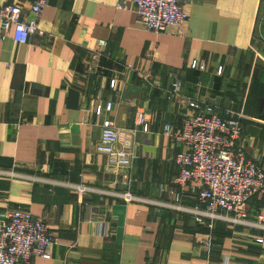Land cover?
I'll return each instance as SVG.
<instances>
[{
  "label": "crops",
  "instance_id": "1",
  "mask_svg": "<svg viewBox=\"0 0 264 264\" xmlns=\"http://www.w3.org/2000/svg\"><path fill=\"white\" fill-rule=\"evenodd\" d=\"M30 1L0 5L20 4L31 19ZM182 8L185 23L155 33L139 23L131 0H46L37 17L43 35L20 44L8 30L0 40V171L16 175L0 176V219L20 209L55 240L47 260L30 264H219L224 257L264 264V199L251 196L241 207L248 224L261 216L262 228L220 221L208 228L184 211L200 207L172 183L182 147L161 133L164 124L181 125L187 101L220 116L241 107L248 118L240 119L236 148L264 169V0H183ZM98 40L105 42L99 66L88 73ZM192 61L203 69L190 68ZM105 101L111 108L103 116L132 152L128 169H108L95 152L93 107ZM135 111L146 116V132ZM124 193L138 201L116 196Z\"/></svg>",
  "mask_w": 264,
  "mask_h": 264
},
{
  "label": "built area",
  "instance_id": "2",
  "mask_svg": "<svg viewBox=\"0 0 264 264\" xmlns=\"http://www.w3.org/2000/svg\"><path fill=\"white\" fill-rule=\"evenodd\" d=\"M135 15L145 30L164 32L176 28L187 20L182 8L183 0H131ZM46 0H31L27 9L33 14L26 19L22 14V6L17 3L0 5V40L6 31L11 30L12 40L26 43L30 36H41L37 26V17ZM120 5H118L119 7ZM103 40H98L89 51L84 70L94 72L99 66L102 55ZM192 69H203V63L192 61ZM126 69H129L127 67ZM220 67L215 72L219 74ZM116 84L115 79L108 81V87ZM179 81L171 83L170 94L176 95ZM189 109L185 113L181 125L174 129L169 124L162 126L161 133L182 147L173 163L176 176L172 183L184 190L193 199L200 210H184L207 219L208 228L212 222H225L233 225H244L262 228L258 225L262 217H257L256 224H248L242 205L251 196L264 199V169L252 161L244 160L243 153L236 148L241 135L240 119L246 117L240 109L226 108L223 116L210 105L200 106L194 101H187ZM111 108L110 101L97 102L93 114L100 117L99 137L95 152L104 156L105 165L110 170L128 169L131 166L132 152L119 145L118 130L112 122L103 116ZM134 122L142 132L147 131L146 116L135 111ZM0 176L16 177L11 172L0 171ZM78 193L82 188L76 187ZM172 194L174 203L181 193ZM124 202L138 201L127 193L116 195ZM183 210L179 207H171ZM55 240L48 236L44 224L29 213L16 209L4 214L0 219V264H30L32 258L48 259L46 249ZM261 244L263 240L255 239ZM219 264H228V258H222Z\"/></svg>",
  "mask_w": 264,
  "mask_h": 264
}]
</instances>
